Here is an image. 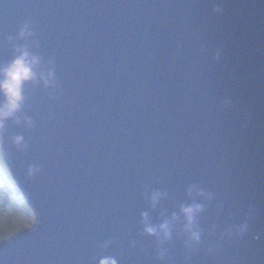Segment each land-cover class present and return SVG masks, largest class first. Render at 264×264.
I'll list each match as a JSON object with an SVG mask.
<instances>
[{
  "label": "water",
  "instance_id": "water-1",
  "mask_svg": "<svg viewBox=\"0 0 264 264\" xmlns=\"http://www.w3.org/2000/svg\"><path fill=\"white\" fill-rule=\"evenodd\" d=\"M17 49L40 64L0 151L37 222L0 264H264V0H0Z\"/></svg>",
  "mask_w": 264,
  "mask_h": 264
},
{
  "label": "clouds",
  "instance_id": "clouds-1",
  "mask_svg": "<svg viewBox=\"0 0 264 264\" xmlns=\"http://www.w3.org/2000/svg\"><path fill=\"white\" fill-rule=\"evenodd\" d=\"M219 11V9H214ZM34 32L31 30L29 23H24L18 32L20 39L31 37ZM20 53L11 63L4 67H0V97H3V102H0V128L3 127V121L12 117L18 112L23 104V86L25 83L35 81L37 73L34 69L40 64V57L30 54L26 49H17ZM40 82L45 87L51 86L55 80L54 69H49L47 73L41 72L39 75ZM25 126H31V120L26 119L24 121ZM13 144L18 148H22L24 140L22 136H16L13 139ZM9 170V169H8ZM39 169L36 166L30 165L26 169V175L33 177L38 173ZM18 189V188H17ZM160 198L159 193H155L152 196V202H155ZM202 211V206L199 204H192L181 208V213L185 219V231L189 233V243L198 244L200 242L199 231L194 230L193 226L195 218L199 212ZM142 219L145 221L144 232L149 235L161 234L163 239L167 240L170 236L169 222L165 221L157 227L148 225L146 222V214H142ZM247 232V225L241 226L238 230V235L243 236ZM107 246L106 244L104 245ZM100 264H118L115 258H105Z\"/></svg>",
  "mask_w": 264,
  "mask_h": 264
},
{
  "label": "rangeland",
  "instance_id": "rangeland-1",
  "mask_svg": "<svg viewBox=\"0 0 264 264\" xmlns=\"http://www.w3.org/2000/svg\"><path fill=\"white\" fill-rule=\"evenodd\" d=\"M8 171L0 151V242L10 240L19 231L32 229L37 222Z\"/></svg>",
  "mask_w": 264,
  "mask_h": 264
},
{
  "label": "trees",
  "instance_id": "trees-1",
  "mask_svg": "<svg viewBox=\"0 0 264 264\" xmlns=\"http://www.w3.org/2000/svg\"><path fill=\"white\" fill-rule=\"evenodd\" d=\"M8 174H9V171H8Z\"/></svg>",
  "mask_w": 264,
  "mask_h": 264
}]
</instances>
